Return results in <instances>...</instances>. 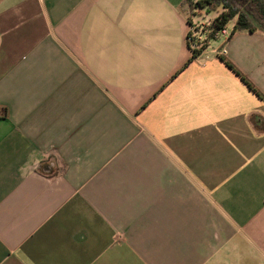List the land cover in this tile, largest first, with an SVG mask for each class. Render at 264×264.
I'll return each instance as SVG.
<instances>
[{
    "label": "crops",
    "instance_id": "0c3cea01",
    "mask_svg": "<svg viewBox=\"0 0 264 264\" xmlns=\"http://www.w3.org/2000/svg\"><path fill=\"white\" fill-rule=\"evenodd\" d=\"M183 1L0 0V264H264V31Z\"/></svg>",
    "mask_w": 264,
    "mask_h": 264
},
{
    "label": "trees",
    "instance_id": "16d2710c",
    "mask_svg": "<svg viewBox=\"0 0 264 264\" xmlns=\"http://www.w3.org/2000/svg\"><path fill=\"white\" fill-rule=\"evenodd\" d=\"M183 10L186 12L190 25L187 34V43L192 50L190 61L199 56L212 40H217L221 30L231 22L235 21V24L230 31L229 39L238 31H264V0H184ZM202 12H216L217 15L207 24H195L193 19ZM197 35H202V39H199ZM222 58L253 91L261 95L252 82L226 56Z\"/></svg>",
    "mask_w": 264,
    "mask_h": 264
},
{
    "label": "built area",
    "instance_id": "2783aa9c",
    "mask_svg": "<svg viewBox=\"0 0 264 264\" xmlns=\"http://www.w3.org/2000/svg\"><path fill=\"white\" fill-rule=\"evenodd\" d=\"M218 36L224 39V41H227L230 37V32L228 31L227 27L223 28ZM197 37H199V39H202L203 36L197 35Z\"/></svg>",
    "mask_w": 264,
    "mask_h": 264
},
{
    "label": "rangeland",
    "instance_id": "374dc122",
    "mask_svg": "<svg viewBox=\"0 0 264 264\" xmlns=\"http://www.w3.org/2000/svg\"><path fill=\"white\" fill-rule=\"evenodd\" d=\"M203 19H204V18H200V17L196 16V17L193 19V21H194L195 24H200L199 22L202 21Z\"/></svg>",
    "mask_w": 264,
    "mask_h": 264
}]
</instances>
